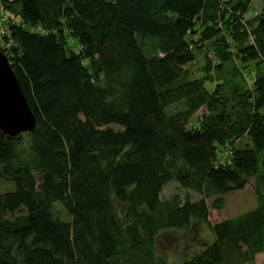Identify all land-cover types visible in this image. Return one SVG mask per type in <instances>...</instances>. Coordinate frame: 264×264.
I'll return each instance as SVG.
<instances>
[{"label": "trees", "instance_id": "trees-1", "mask_svg": "<svg viewBox=\"0 0 264 264\" xmlns=\"http://www.w3.org/2000/svg\"><path fill=\"white\" fill-rule=\"evenodd\" d=\"M251 1L3 0L18 20L0 48L37 124L21 157L0 130V178L15 184L0 187V264H164L160 230L207 221V198L219 207L252 177L256 205L176 264L264 256V3L246 20ZM238 60L255 61L250 86ZM171 180L200 197L162 198Z\"/></svg>", "mask_w": 264, "mask_h": 264}, {"label": "rangeland", "instance_id": "rangeland-1", "mask_svg": "<svg viewBox=\"0 0 264 264\" xmlns=\"http://www.w3.org/2000/svg\"><path fill=\"white\" fill-rule=\"evenodd\" d=\"M264 0H252L247 11L245 12L246 20H249L258 14ZM17 21L16 16L11 17L10 12L5 8L3 0H0V36L2 33L1 44L5 52L11 53L10 49L15 41L10 37L9 27L12 21ZM70 44L77 48L79 43L73 38H69ZM197 58L201 59V54L199 53ZM237 66L242 70L245 75L244 81L239 78L236 79L237 82L250 86L252 75L255 70V61L247 60L246 62L237 61ZM231 69V65L228 67ZM261 68H264V64H261ZM214 77L215 75L212 74ZM229 75L226 74V77ZM214 84V82H213ZM227 87L229 84L226 85ZM205 108L202 106L194 112L193 117L190 119L188 126L192 124H197L200 120ZM114 127H119L116 124H112ZM19 144L17 145L18 157L23 154L30 153V136L28 131H24L17 135ZM247 141L246 136L238 138L235 140L236 144L244 143ZM17 163V161H16ZM0 187L2 190H7L15 188L14 182L6 179L5 177L0 178ZM178 194L181 199L189 198L191 200L200 197V193L192 189L182 187L176 180H171L167 182L162 191L161 197L166 198L172 194ZM222 204L219 207L211 206L212 198H207V203L209 204V216L207 221L192 220L188 228H165L160 230V232L155 237V245L157 255L164 260V264H176L187 258H190L197 252H199L203 246L209 244L214 239V234L211 229V224L214 222L234 216L246 209L252 208L256 205L257 199L255 195V181L254 178H250L243 189L234 190L229 193L223 194ZM58 209L62 217L69 219L70 216L61 204H57ZM245 264H264V256L262 253H257L252 262Z\"/></svg>", "mask_w": 264, "mask_h": 264}, {"label": "water", "instance_id": "water-1", "mask_svg": "<svg viewBox=\"0 0 264 264\" xmlns=\"http://www.w3.org/2000/svg\"><path fill=\"white\" fill-rule=\"evenodd\" d=\"M37 118L8 55L0 48V130L16 136L33 131Z\"/></svg>", "mask_w": 264, "mask_h": 264}, {"label": "built area", "instance_id": "built-area-1", "mask_svg": "<svg viewBox=\"0 0 264 264\" xmlns=\"http://www.w3.org/2000/svg\"><path fill=\"white\" fill-rule=\"evenodd\" d=\"M1 36H2V33H1ZM1 36H0V37H1ZM0 44H1V38H0Z\"/></svg>", "mask_w": 264, "mask_h": 264}]
</instances>
